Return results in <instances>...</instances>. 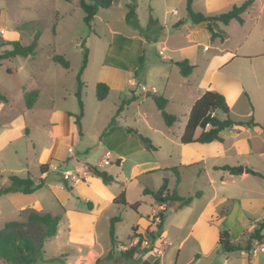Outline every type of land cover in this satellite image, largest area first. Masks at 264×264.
Instances as JSON below:
<instances>
[{
	"label": "crops",
	"instance_id": "0c3cea01",
	"mask_svg": "<svg viewBox=\"0 0 264 264\" xmlns=\"http://www.w3.org/2000/svg\"><path fill=\"white\" fill-rule=\"evenodd\" d=\"M242 1L192 0L191 6L194 11L212 15L226 11L232 5L240 4ZM254 1L253 9L242 14L243 23L236 20H231L226 25L212 22V30L219 34L214 39L211 38V31L206 22L194 23L188 19L187 14L185 18L178 19L172 26L184 29L186 33L184 44L171 50L174 57L169 63L153 65L151 71L148 72V75H152L155 85L157 84L155 86L154 83H150L155 88V92L161 83L160 86H164L163 94H140L162 95L167 99L166 108L172 103L184 107L183 119L177 113V116L179 115L177 122L181 124L182 128L175 136L177 141L174 143L175 145L180 143V148L175 151L173 147H170L168 157L178 160V164L175 165L179 171L177 185L181 183L186 173L194 171L192 176L195 185L187 191L186 196H192L198 191L200 194L181 207H179L178 201H173V205L167 208L171 201L159 205L152 198L149 205L150 213L146 214L147 219L142 222L137 220L130 223L131 228L135 229V234L146 235L148 227H153L151 225L152 216L160 210V213L163 214L160 236L164 245L169 248L172 242L168 240L169 235L163 226V220L164 214L173 212L175 214L173 222L181 232L176 237V245L172 248L176 264L181 257H183L181 264H264V254L250 257L246 250L223 252L218 249L217 245L221 230L229 231L230 240L233 243L244 244L243 239H246L252 230L258 228L261 221H264V197H262L260 185L254 182V178H251L256 176L244 171V167H253L247 160L256 154L255 143L257 135L260 134L258 129H264L253 124L244 126L232 124L220 132L222 141L186 144L180 142V136L183 133L191 106L205 90H214L223 94L229 107V117L234 123L250 119L257 124L264 123L262 103H257L254 100L243 78L236 72L239 64L237 66L233 64L239 59L264 56L262 53L246 51L251 46L262 44V21H264V17L262 20V0H258L261 3L258 12L256 9L257 0ZM8 9L7 6L0 7V34L3 36L7 34L8 19L10 18ZM34 20L36 19L31 18L29 21L34 24ZM14 22L12 31L8 38L5 36V39L20 41L18 39L20 34H27V32L18 28L23 21L16 20ZM29 33L28 38L31 41L32 34L35 32L29 30ZM132 38V42L135 44V41L139 43L140 39H144L140 34H133ZM150 39L156 40L154 36ZM144 44L146 43L144 42ZM2 49L3 47L0 45V50ZM210 49L212 51L207 53ZM184 59H187L193 66L190 74L186 77L180 75L179 68L175 64ZM232 64L233 69L229 68ZM108 65L104 63L102 68ZM119 69L126 71V69ZM127 71L135 73L137 66H132ZM171 74L174 75L175 81L170 85L176 86H167ZM159 78L162 82L157 81ZM190 81L195 84L196 88L187 87ZM242 94L248 100L247 113L245 114L250 118L246 120H240L233 115V106L237 104ZM3 95L7 101H0V166H3L6 171L8 170V173H6V177L3 176L5 174H0V190L9 186L8 175L10 174L20 177L30 174L35 178H41L43 183L40 188L30 193L21 191L0 193V228L5 233L14 230L20 237L22 236L31 249H37L36 251L45 261L61 260L58 264H145L146 258L151 252L139 246L129 247L136 236H133L132 232L122 240L117 237V228L114 225L115 243L112 244L110 233L108 247L105 240L101 241V225L108 221L110 228V219L121 211L119 204L114 203L113 200L122 190H126L122 189L123 184H119L117 177L113 175L115 181L106 184L92 173L84 181H62L61 171L69 169H63L60 162L63 163V160L69 157L64 165L73 166L79 163L68 151L70 148L67 147L69 137L56 132L58 122L67 125V121L56 119L58 110L55 106L53 108L50 106L45 112L37 108L43 94H37L31 107L21 106L20 110H12L8 106L9 99L5 94ZM19 95L22 97L24 94ZM127 96H129L127 98H132L131 103H137V117H142L146 121L145 110L138 108L140 107L138 103L141 101L136 99L135 94H127ZM48 97L54 99L51 94ZM33 112L39 117L36 122H32V119L28 117ZM220 118H224V115ZM132 121L135 124L136 120ZM95 123L99 124L97 129L99 131L95 134V138L105 144L108 148L107 151H111L113 155L111 161L113 163L115 161L116 165L114 166H118L117 168L124 172L126 182H130L140 174L156 173L159 170L165 173V176H161V183L162 179H166L169 188L170 181L174 182V174L168 168L175 166L160 167L155 157L148 154L140 139L126 130V127L131 126L127 124L126 117L122 116V111L116 116L112 111V115L109 114L105 117H100L99 113L95 118ZM174 124L169 128H173ZM64 129L62 127L63 131ZM201 130V127H197L194 135L198 136ZM164 136L173 143L170 136L166 134ZM228 152L231 157L239 158L234 165L224 163L226 161H216L219 156ZM15 160L19 168L13 169L11 163ZM54 160L58 162L55 163ZM98 164L100 167L103 165L100 162ZM88 165L83 163L84 167H88ZM223 165L241 167L243 172H239L237 169L236 174H232L227 170L217 168ZM41 166H44L43 170H41ZM12 170L13 172H10ZM204 174L205 176H203ZM200 180L204 182V185L198 183ZM113 184L118 186L120 191H115ZM144 188L147 187H143L141 192L146 195L143 193ZM148 195L152 194L148 193ZM177 195L184 197L182 193H177ZM125 199L128 204L140 202L136 210L131 209L128 205L120 204L125 208H130L138 215L139 206L143 201L129 202L126 192ZM86 202H90L91 206L85 205ZM79 203H83L86 208L80 207ZM222 208L225 213L220 215ZM30 211L50 212L52 215L60 216L56 232L52 237L41 238L44 227L41 223L27 218ZM119 217L122 220L121 215ZM9 222H17V224L6 225ZM262 233H264V229ZM122 247L128 248L122 249ZM158 261L159 257L155 255V259L148 264H157ZM0 264L12 263L0 260Z\"/></svg>",
	"mask_w": 264,
	"mask_h": 264
},
{
	"label": "rangeland",
	"instance_id": "374dc122",
	"mask_svg": "<svg viewBox=\"0 0 264 264\" xmlns=\"http://www.w3.org/2000/svg\"><path fill=\"white\" fill-rule=\"evenodd\" d=\"M129 1L114 0L109 8L99 9L93 18L90 29L83 21L84 12L78 5V0H0V7L7 6L9 8L10 18L8 19L7 34L5 35L7 38L16 20L19 22L23 21L18 28L21 31L27 32V34H20L18 38L22 44H28L30 42V38H28V34L30 35L29 30H32L33 33L37 31L40 33L34 55L27 57L15 56L0 62V90L9 99L10 104L8 106L12 110H20L21 106H26L25 94L27 90H36L37 94H43L40 97L37 108L45 112L50 106L52 108L54 106L57 107L56 119L66 120L67 125L63 122H58L56 132L69 137L67 147L73 150L71 153L74 159L79 161V163L73 166L66 164L65 166L64 163L69 160V157H67L63 160V163L60 162L64 167L63 169L67 168L71 171L77 168L84 169L83 163L96 166L117 177L119 184H123L122 189H126V198L129 202L136 200L143 201L139 206L138 215L130 208H125L120 204L121 211L116 214L114 213L116 216L121 215L122 217V220L115 222L117 228L116 235L122 240L131 234V232L133 235V228L130 226L131 222L137 220H141L142 222V220L147 219L146 214L150 213L149 205L152 202V198L155 201L153 195H143L141 192L142 188L147 187L151 190H157L161 183V176H165V173L159 170L156 173L140 174L130 182H126L127 179L125 178L124 172L120 168H117L118 166H114L116 165L115 161L114 163L111 161L112 164H103L100 167L98 163L108 148H106L103 142H99V139L95 138V134L99 131L97 130L99 124L95 123V118L99 113L100 117H105L109 114L112 115V111L114 116L122 111V116L126 117L127 124L142 136H146L151 140V143L156 149L154 151L147 149V152L149 155L155 157L160 167L175 166L178 164L176 158L172 157L170 159L168 157V150L170 147H173L175 151L179 150L180 143L178 145L174 143L177 141L175 136L179 134L182 128L181 124L176 122L173 128L166 126L156 107L153 96L140 95L163 94L164 86H160L161 83L159 82L158 88L156 87L157 93L149 91L141 92L140 86H151L150 83H154L155 85L152 75H148L151 67L157 64L162 65L163 62L169 63L171 58L174 57L171 50L180 44H184L186 35L184 29H179L172 25L178 19L185 18L187 14L185 8L186 0H135L137 23L133 25L127 23L125 20L127 3ZM256 2L258 12L261 3L258 0ZM172 10H176V14H172ZM263 17L264 2L262 0V20ZM31 18H35L37 21L34 20V24H31L29 21ZM133 34H140L144 39H140L139 43L135 41V44L132 42ZM0 36L1 45L6 39L5 36L1 34ZM152 36L156 40L150 39ZM2 47V50L9 49L10 45H2ZM248 49L246 51L249 53L256 52L264 54V21H262V44L251 46ZM85 50L87 51V64L80 76L82 82L80 94L83 104L81 113L76 95L78 90L77 74L83 64ZM160 50L163 51L165 58H162L161 54H159ZM211 51L212 49L207 53ZM53 53L63 55L69 61V67L65 69L59 63L53 61L51 59ZM140 58L143 59H141L142 63L141 65H137ZM104 63L109 65L102 68V64ZM233 64H236L235 66L239 64L236 72L243 78L254 100L257 103H262L263 111L264 56L252 59L246 58L244 60L239 59ZM233 64L229 68L233 69ZM132 66H137V72L127 71ZM119 68L126 69V71L120 70ZM128 78H135L138 87H131L127 82ZM174 78L173 74L169 75L167 86H176L170 85L174 83ZM159 80L162 82L160 78L157 81ZM97 82H104L110 87L107 97L102 101H99L95 97V85ZM187 87L196 88L195 84L191 83V81ZM19 94L24 95L21 97ZM50 94L54 99L48 97ZM127 94H135L136 99L141 101V103H138L140 106L138 108L145 110L146 121L142 117H137V103L128 102L127 97L129 96ZM247 102L248 100L242 94L237 104L233 106V115L240 120L250 118V116L245 114L247 113ZM183 109V105L179 106L177 103H172L166 108V111L176 115L178 113L183 119ZM59 110H62V112H59ZM80 113L78 125L75 120L77 119L76 116ZM218 116L220 117L222 114L218 113ZM28 117L32 119V122H36V119L39 118L35 112ZM133 119L136 120L135 124H133ZM62 127L63 129L65 128L64 131ZM258 131H260V134L257 135V141L255 143L256 154L249 157L247 161L264 174V130L258 129ZM164 134L170 136L169 138L173 143ZM109 153L111 160L113 159V155L110 150ZM230 155L229 152L225 153L219 156L216 161H226L224 163L234 165L239 158L235 156L231 157ZM53 162L56 163L58 161L54 160ZM11 166L13 169L19 168L16 160L11 163ZM0 171V174H5L3 176L6 177L8 170L6 171V169H3V166H0ZM10 172H13V170ZM193 173L194 171L186 173L179 185H177L174 175V182L170 181L169 183L170 191L175 190L176 193H182L184 197H187V191L195 185L192 176ZM251 178H254V182L260 185L262 197H264V178L258 176ZM198 183L204 185V182L201 180ZM112 186L115 191H120L119 187L115 184ZM85 205L79 203L80 207L86 208ZM171 205H173V201L169 202L167 208ZM160 212L158 210L154 213L151 222L156 216H159ZM166 214H164L163 226L167 229V235H169L168 240L172 244L168 248L163 242L160 244L155 243L162 251L161 254H157L159 257L157 264H176L175 254L172 248L176 245V237L181 232L173 222L175 214L173 212H167ZM151 225L153 226L154 232H156L154 224ZM149 229L150 227H148ZM246 239H243V243H245ZM104 240L108 247L110 242L108 221H105L101 225V241ZM139 247L142 248L140 245ZM36 250L31 249L22 236L20 237L14 230L10 233H5L0 228L1 261H7L12 264H58L61 262V260L57 259L45 261ZM182 262L183 257H181L177 264H181Z\"/></svg>",
	"mask_w": 264,
	"mask_h": 264
},
{
	"label": "trees",
	"instance_id": "16d2710c",
	"mask_svg": "<svg viewBox=\"0 0 264 264\" xmlns=\"http://www.w3.org/2000/svg\"><path fill=\"white\" fill-rule=\"evenodd\" d=\"M113 1L114 0H78V5L84 12L83 21L85 22V24L90 28L93 18L96 15L97 11L99 9L109 8L112 5ZM191 4H192V0H186L185 8L187 11L188 19H190L194 23L206 22L211 31V38L214 39L215 37H218L219 34H217L216 32L212 30V27H211L212 22H220L226 25L231 20H236L239 23H243L242 14L250 9H253L255 5V1L254 0H243L240 4L232 5L231 8L227 11L220 12L217 14H212V15H206L201 12L194 11L192 9ZM135 7H136L135 0H130L127 3V12L125 14L126 22L133 24V25H136L137 23V14L135 12ZM39 36H40V33L38 31L35 32L32 37V40L28 44H22L19 40H4L1 45H10V48L4 49L0 52V61L15 57V56L27 57L30 55H34ZM51 59L59 63L65 69L69 67V61L61 54L53 53L51 55ZM141 59L142 58L139 59V62H138L139 65H141L142 63L143 59L142 60ZM86 64H87V51L85 50L84 57H83V64L77 74L78 90L76 92V95L78 97L81 113L83 109V104H82L81 94H80V90L82 86L80 76ZM175 64L178 66L179 73L183 77H186L187 75H189L193 68V66L189 64L187 59L176 62ZM109 90L110 88L106 83L97 82L95 85V97L99 101L103 100L108 95ZM36 96H37L36 90H31V91L26 92L25 99H26V106L28 108L31 107ZM131 99H132L131 97L128 98V101H131ZM153 100L166 126L171 127L174 123L178 121L177 115L166 111L165 108L167 105V99L165 97H163L162 95H153ZM0 101H6V97L1 92H0ZM210 111H215L216 116L209 117ZM81 113L76 116L77 119L75 121L78 125H79V117ZM218 113H221L222 115H224V118H220L217 115ZM206 122L210 123V127L206 128L205 126ZM232 124H237L241 126L253 124V125H258L264 129V123L257 124V123H254L252 119L247 120V121H237L234 123V121H232L229 117V107L226 103V100L223 94H221L220 92L214 91V90H205L202 93V95L198 99H196L195 102L191 106V109L188 113V117H187L184 129H183V133L180 136V142L186 144V143H191V142L209 143L212 141H222L220 132L224 128L229 127ZM197 127H201L202 130L198 136H195L194 132ZM126 130L132 135L137 136L140 139V141L143 143V145L146 147V149L150 151H154L156 149L148 137L142 136L134 128L126 127ZM217 168L227 170L232 174H236L238 166L223 165ZM43 169H44V166H41V170ZM88 169L92 172L93 175L101 178L102 181L106 184L115 181V178L109 173H107L105 170H101L98 167L93 166V165H88ZM168 169L173 172V174L175 175L176 182H178L179 171H178L177 166L171 167ZM244 171L254 176L264 178V174L260 170L254 167H244ZM8 179L10 181L9 186L1 189L0 193L8 192V191H21L23 193H30L40 188L43 183V180L41 178H35L30 174H27L25 177H20L15 174H10L8 175ZM143 193L144 194L151 193L154 196L156 202L159 203V205L164 204L168 201H178L179 207L188 204L194 196H199L200 194V192L198 191L194 193V195L192 196L180 197L179 195H177L175 190H172V191L169 190L166 179H162V183L157 190L153 191L148 188H144ZM113 201L116 204L128 205L133 210H136L138 205L140 204L139 201L128 204L125 199L124 190H122L119 193V195L114 198ZM86 205L90 207L91 203L86 202ZM224 213H225V210H223L222 208L220 210V215H223ZM159 217H160L159 222L155 224L154 226L156 228L155 230L156 235L158 236L160 235V232L162 229L163 214L159 213ZM27 218L34 220L36 222H39L43 225L44 231H43V234L41 235V238L43 239V238H50L55 234L60 216L52 215L50 212L38 213V212L30 211L27 215ZM120 219L121 218L119 216H115L110 219L109 233H110L112 244L115 243L114 225H115V222L119 221ZM16 224L17 222H9L6 225L14 226ZM263 229H264V221H261L258 224V228L252 230L248 234L247 239L245 240L244 244L233 243L230 240L229 231L226 229H223L219 232L218 244H217L218 249L223 252H233V251H239V250L248 251L254 240H257V241L264 240V233H262ZM153 231L154 230L151 227L149 230H147V233L153 235L154 233ZM134 235L141 238V234L140 235L135 234V229H133V236Z\"/></svg>",
	"mask_w": 264,
	"mask_h": 264
},
{
	"label": "built area",
	"instance_id": "2783aa9c",
	"mask_svg": "<svg viewBox=\"0 0 264 264\" xmlns=\"http://www.w3.org/2000/svg\"><path fill=\"white\" fill-rule=\"evenodd\" d=\"M176 12H177L176 10L171 11L172 14H176ZM159 54H161L162 58H165L162 50L159 51ZM127 82L129 83L131 87H135V88L138 87V83L136 82L135 78H128ZM140 90L141 92H147V91L155 92V88L152 86L146 87L144 85H141ZM214 116H216V112L210 111L209 117H214ZM205 126L206 128L210 127V123L206 122ZM68 151L72 152V149L69 148ZM109 155L110 153L109 151H107L105 155L103 156V158L100 160V163L107 164V165L111 164L112 162L109 158ZM91 173L92 172L88 169V167H85L84 169L77 168L74 171L63 170L61 171V179L62 181H65V182L84 181L90 176ZM159 220H160V217L156 216L154 220H152V224H154L155 226V224H157ZM156 242L159 244L163 242V240H161V236L156 235V232H154L153 235L147 233L146 235H141V238L138 236H134L133 243L129 244V247L140 245L142 248H146L147 251L151 252V254L152 253L155 255L161 254L162 251L159 249L158 246H156L155 244ZM127 248L128 247H122V249H127ZM246 252L250 257H255L259 254H264V240H260V241L254 240L249 250Z\"/></svg>",
	"mask_w": 264,
	"mask_h": 264
},
{
	"label": "water",
	"instance_id": "95a60500",
	"mask_svg": "<svg viewBox=\"0 0 264 264\" xmlns=\"http://www.w3.org/2000/svg\"><path fill=\"white\" fill-rule=\"evenodd\" d=\"M239 172H243V168H238ZM155 259V255L154 254H150L149 256H147L145 264H148L149 262H152Z\"/></svg>",
	"mask_w": 264,
	"mask_h": 264
}]
</instances>
